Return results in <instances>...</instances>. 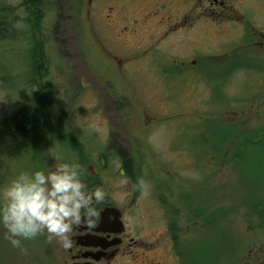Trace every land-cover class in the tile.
Wrapping results in <instances>:
<instances>
[{"label": "flooded vegetation", "instance_id": "obj_1", "mask_svg": "<svg viewBox=\"0 0 264 264\" xmlns=\"http://www.w3.org/2000/svg\"><path fill=\"white\" fill-rule=\"evenodd\" d=\"M34 1L38 11L41 0ZM67 2L74 14L64 16H69L71 26L80 27L97 54V65L107 67L113 78L119 79L114 83H128L129 74L138 69L157 76L162 85L176 84L178 89H192L202 81L210 93L209 111L215 108L213 114L229 116L230 122L242 116L250 96L239 97L238 87L234 93L229 90L235 82L234 69H260L258 66L264 65L259 57L264 53V0ZM51 4L56 3L49 0ZM205 69L212 70L211 77L206 76ZM138 80L150 83L147 77ZM148 95L101 93L94 109V142L83 137L74 140L67 127L56 123L52 132L54 138L55 132L66 135L65 140L56 138L66 156L53 158L44 172L47 174L58 163H78L84 170L82 179L87 190L101 188L105 197L94 205L96 215L82 220L74 229L68 249L49 241L45 233L23 240L22 247L27 251L22 252L11 246L0 228V264H211L205 258L201 262L200 254L203 236L211 231L214 216L211 206L209 211L204 210L189 190L195 191L204 181L211 185L215 155L208 154V171L201 174L195 152L200 146L208 149L212 143L201 140L196 126L193 130L183 124H175L171 130L163 124L158 126L159 114L153 113ZM21 99L19 109L1 118L0 127L7 135L3 144L18 135L21 147L29 150L25 158L32 159L33 172L42 171L36 146L31 144L42 123L40 95ZM43 100L50 115L51 99L45 94ZM160 135V149L169 148L177 156L185 154L186 167L181 168L191 173L178 171L163 159L162 152L155 149ZM214 148L211 145L209 151L214 152ZM6 171L3 161L0 189L9 184ZM139 180L147 184V196L133 190ZM261 261L264 263V245L246 264H263Z\"/></svg>", "mask_w": 264, "mask_h": 264}, {"label": "rangeland", "instance_id": "obj_2", "mask_svg": "<svg viewBox=\"0 0 264 264\" xmlns=\"http://www.w3.org/2000/svg\"><path fill=\"white\" fill-rule=\"evenodd\" d=\"M54 1L55 5H49V0H41L40 8L35 11L41 21L31 28L30 16L21 5L22 0H0V10L3 7L12 10L6 33H0V118L19 109L21 97L36 89L38 75H34L30 65L35 31L44 42L45 60L40 77L44 84L49 83L48 97L51 99L47 117L50 125L42 122L44 125L40 124L36 138H31L42 171L53 158L66 156L56 142L59 137L67 139L66 135L55 132L54 138L52 132L58 121L71 131L74 140L83 137L94 142L97 141L93 133L96 129L94 109L101 93L149 94L146 98L151 100L153 113L159 114H154L160 123L158 126L163 124L170 130L175 124H183L190 130L196 126L201 140L215 146L214 152L209 151L211 145L205 150L200 146L195 152L196 166L201 174L208 171L205 164H209L208 154L217 158L211 185L204 181L195 191L189 190L204 210L209 211L211 206L214 216L211 231L207 230L203 236L200 261L205 258L211 264H246L256 249L264 245V65L258 66L262 69H234L235 82L229 92L234 93L238 87L239 97H250L238 120L225 121L222 118L227 120L229 116L219 118L213 114L215 108L209 111L210 93L202 81L192 89H178L176 84L162 85L157 76L138 69L135 74H129L128 83H114L119 79L113 78L107 67L97 65V54L87 44L80 27L71 26L69 16H64L74 14L67 7V0ZM61 3L62 7L59 6ZM20 23L24 24L23 28L17 27ZM259 57L263 62L264 53ZM204 71L206 76L212 73L211 69ZM143 77L150 83L138 80ZM130 81L132 84L129 85ZM229 92L228 98L231 97ZM6 140L7 135L0 127V164L6 161L10 183L22 171L33 172V161L25 158L29 150L21 147L18 135L3 144ZM161 141L160 135L155 149L162 152L163 159H168L167 163L179 168L178 171L191 173L181 168L186 167L185 154L177 156L171 154L169 148L160 149ZM10 154L15 156L4 158ZM189 246L191 250L195 248L192 242Z\"/></svg>", "mask_w": 264, "mask_h": 264}, {"label": "clouds", "instance_id": "obj_3", "mask_svg": "<svg viewBox=\"0 0 264 264\" xmlns=\"http://www.w3.org/2000/svg\"><path fill=\"white\" fill-rule=\"evenodd\" d=\"M83 175L78 163H58L47 174L22 171L0 189V228L11 246L26 252L23 240L46 233L49 241L71 248L74 229L96 215L94 205L105 197L101 188L88 191ZM132 187L143 196L149 194L143 180Z\"/></svg>", "mask_w": 264, "mask_h": 264}, {"label": "trees", "instance_id": "obj_4", "mask_svg": "<svg viewBox=\"0 0 264 264\" xmlns=\"http://www.w3.org/2000/svg\"><path fill=\"white\" fill-rule=\"evenodd\" d=\"M35 1L34 0H22L21 5L26 7L28 13H29V21H30V25L31 28L35 27V25L38 24L39 18H37L35 16ZM12 14V10L8 9L6 7H3L0 10V33L4 34L7 31V26H9L10 22H9V18ZM34 14V15H32ZM35 20V22L33 21ZM33 21V22H32ZM38 21V22H37ZM33 46H32V55H31V68L32 71L34 73V75H38V79L36 80V89L31 90L32 94H39L40 95V110H41V116L40 118L42 119V122H44L46 124V126H49L50 123L48 122V114H47V106L44 104V100H43V96L49 95V91L50 89H48V85L49 83H43L42 82V78L40 77V69L43 66V62L45 60V50H44V42L42 40V38L40 37L39 34H37V32H34V38H33ZM24 109H28L27 107H23ZM3 123V120H1L0 118V124ZM42 125H44L43 123H41Z\"/></svg>", "mask_w": 264, "mask_h": 264}]
</instances>
